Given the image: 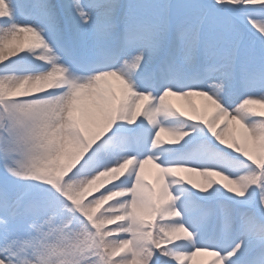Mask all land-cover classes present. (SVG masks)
Instances as JSON below:
<instances>
[{
  "label": "snow or ice",
  "instance_id": "6c2138e0",
  "mask_svg": "<svg viewBox=\"0 0 264 264\" xmlns=\"http://www.w3.org/2000/svg\"><path fill=\"white\" fill-rule=\"evenodd\" d=\"M0 264H264V0H0Z\"/></svg>",
  "mask_w": 264,
  "mask_h": 264
},
{
  "label": "rangeland",
  "instance_id": "374dc122",
  "mask_svg": "<svg viewBox=\"0 0 264 264\" xmlns=\"http://www.w3.org/2000/svg\"><path fill=\"white\" fill-rule=\"evenodd\" d=\"M178 103H180V102H178Z\"/></svg>",
  "mask_w": 264,
  "mask_h": 264
}]
</instances>
